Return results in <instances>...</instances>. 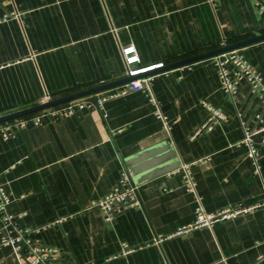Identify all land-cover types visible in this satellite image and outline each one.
Listing matches in <instances>:
<instances>
[{"label":"crops","instance_id":"1","mask_svg":"<svg viewBox=\"0 0 264 264\" xmlns=\"http://www.w3.org/2000/svg\"><path fill=\"white\" fill-rule=\"evenodd\" d=\"M264 0H0V116L125 77L122 48L142 65H166L264 33ZM264 75V40L239 49ZM153 95L171 124L155 115L149 93L107 100L104 118L77 110L0 137V180L18 225L58 250L57 264H264V146L260 168L242 142L236 107L212 58L163 70ZM252 126L264 103L243 82L236 95ZM230 116L192 135L208 118L202 101ZM259 136H257V141ZM199 160V161H198ZM201 160V161H200ZM192 167L205 209L255 205L232 220L177 234L195 219L182 162ZM127 167L142 207L106 221L92 201ZM64 219L56 223L57 219ZM158 235L164 237L157 242ZM127 243L134 251L122 253ZM0 264H20L10 246Z\"/></svg>","mask_w":264,"mask_h":264},{"label":"built area","instance_id":"2","mask_svg":"<svg viewBox=\"0 0 264 264\" xmlns=\"http://www.w3.org/2000/svg\"><path fill=\"white\" fill-rule=\"evenodd\" d=\"M257 4L260 10L264 12V4L261 2H257ZM122 56L126 66L125 76L141 75L165 66L164 62L142 65L140 55L135 45L123 47ZM212 59L218 69L221 87L228 94L236 107V115L244 132L242 142L248 146V155L254 161L256 168L259 169L258 144L264 146V111L256 114V121L258 124L252 126L249 120L246 119L245 113L240 109L236 95L241 84L247 82L251 93L257 95L261 102L264 103V75L252 66L239 49L214 56ZM156 74L143 75L137 80L128 82L117 88L72 100L58 106L0 123V137L9 139L25 128L47 123L58 116H70L77 110L88 109L100 111L103 117L107 118L108 114L105 109L107 100L127 93L129 90H140L152 95L151 100L157 105L155 115L162 121L166 131L171 133V124L167 116L161 111L158 101L153 95L152 81ZM49 99H51V96L47 94L44 102ZM201 103L202 106L209 111V116L207 120L196 129L192 138L205 130H212L215 123L228 122L230 119L229 115L214 108L207 101L203 100ZM257 136H259L258 141ZM198 161L182 162L176 169V172L182 174L186 191L193 194L198 203L195 210V219L188 225L180 227L176 232L177 234H186L202 226L213 227L218 221L235 219L239 215L248 213L256 206L261 205L260 203L248 206L235 205L226 207L217 212L207 211L198 193L197 182L192 170L193 165ZM138 188L139 186L133 181L131 169L123 167L114 187L103 197L92 201L90 208H98L104 214L106 221H112L127 207H142V200ZM11 201V193L7 189L5 183L0 180V248L10 246L19 259L20 264H57L58 250L54 247L41 245L34 239L33 235L38 232L39 229L34 230L18 225L16 215L10 213L8 210ZM63 220L64 219L59 218L56 223H62ZM163 239V236L158 235L156 241L161 242ZM132 251H134L133 247L127 243L123 244V254Z\"/></svg>","mask_w":264,"mask_h":264},{"label":"water","instance_id":"3","mask_svg":"<svg viewBox=\"0 0 264 264\" xmlns=\"http://www.w3.org/2000/svg\"><path fill=\"white\" fill-rule=\"evenodd\" d=\"M263 40H264V33L257 35V36H254V37L244 39L242 41L235 42V43L225 44L224 46L218 47L216 49H213V50H210V51H207L204 53H200L197 55H193L191 57H188V58H185V59H182L179 61H175V62L167 64V65L165 64L164 67L155 69L153 71H149L148 73H145V74L135 75V76H125V77H122V78H119L116 80L109 81L107 83H103V84L96 85V86H93V87H90L87 89H83V90L75 92V93H71V94L64 95V96L57 97V98H51L48 101L34 105L32 107H28L25 109L14 111L12 113L1 115L0 116V123L15 119V118L27 115V114L38 112V111L43 110V109L58 106V105L64 104V103L72 101V100H76L79 98L87 97L90 95H94L97 93H101V92H104L107 90L117 88L119 86L127 84L128 82L137 80L138 78L142 77L143 75L156 74V73H159L163 70H169V69H173V68H177V67L190 65L194 62L204 60V59H210V58H213L214 56L223 54L225 52H228L231 50L241 49L247 45H250V44H253L256 42H260Z\"/></svg>","mask_w":264,"mask_h":264}]
</instances>
